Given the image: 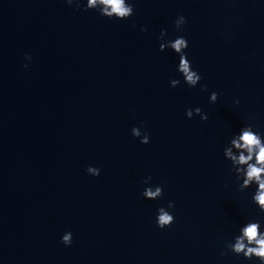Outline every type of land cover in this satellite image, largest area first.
<instances>
[{"label": "water", "instance_id": "obj_1", "mask_svg": "<svg viewBox=\"0 0 264 264\" xmlns=\"http://www.w3.org/2000/svg\"><path fill=\"white\" fill-rule=\"evenodd\" d=\"M162 27L187 36L207 89L169 86L178 55L159 50ZM196 106L207 120L185 115ZM245 123L264 131V0H135L123 20L0 0V264H258L220 255L240 223L264 216L222 152ZM149 174L164 185L155 200L140 195ZM168 200L175 221L161 229Z\"/></svg>", "mask_w": 264, "mask_h": 264}, {"label": "clouds", "instance_id": "obj_2", "mask_svg": "<svg viewBox=\"0 0 264 264\" xmlns=\"http://www.w3.org/2000/svg\"><path fill=\"white\" fill-rule=\"evenodd\" d=\"M68 5L75 4L77 7L95 9L100 15L109 19H127L135 12V0H66ZM187 23V17L179 14L174 20V26L178 33L183 32V26ZM141 31H147V26H141ZM159 50L171 49L178 55L176 71L180 74L176 77H170L169 86L176 87L181 84V79L190 87H196L198 84L202 90L207 89L208 85L200 83L202 73L193 66V61L189 56L187 49L190 47V41L187 36L177 34L170 36L168 29L162 27L157 37ZM32 56L30 53L24 54L23 67L28 68ZM219 97V92L212 90L209 95V101L214 103ZM236 104L240 103L237 98ZM185 115L192 118L199 115L201 120L208 119V113L204 112L200 106L188 107L185 109ZM133 136L138 137L140 142L148 144L151 136L148 131L139 125H134L131 129ZM223 156L230 161L228 172L234 176L241 191L252 188L251 200L257 206L260 213H264V131L258 130L253 123L242 124L239 129L232 133L228 141L222 148ZM86 172L98 176L101 168L92 164L86 167ZM151 174L143 179L144 188L140 195L145 199H158L163 196L164 185L161 183H150ZM175 201L168 200L166 204L157 207L155 213V223L157 227L163 229L171 226L175 221ZM61 243L70 246L73 242V232L68 229L60 237ZM243 257L245 260L256 258L258 264H264V216L249 218L237 227L236 232L231 239H228L220 255L226 256L229 253Z\"/></svg>", "mask_w": 264, "mask_h": 264}]
</instances>
